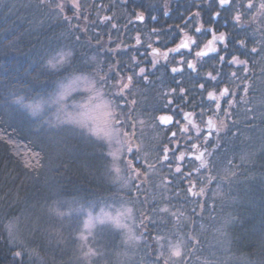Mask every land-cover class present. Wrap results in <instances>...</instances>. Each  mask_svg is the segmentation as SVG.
<instances>
[{
  "label": "trees",
  "instance_id": "16d2710c",
  "mask_svg": "<svg viewBox=\"0 0 264 264\" xmlns=\"http://www.w3.org/2000/svg\"><path fill=\"white\" fill-rule=\"evenodd\" d=\"M262 5L264 0H230L228 6L219 0H0V264H70L71 254L63 259L47 249L51 232L75 248L81 221L71 210L118 199H130L142 211L141 229L151 242V253L137 251L133 262L141 257L163 264L154 253L162 238L182 240L185 264H264ZM138 12L141 23L135 22ZM186 33L198 44L225 39L195 73L156 68L137 46L160 38L167 47ZM60 52L70 53L68 62L54 68L50 60ZM101 58L103 65H115L114 76L132 74L128 121L136 136L141 119L160 132L141 134L143 159L136 166L143 181H132L129 189L116 180L103 140L28 107L47 101L62 80L91 73ZM178 111L196 119L207 115L216 128L206 137L180 126L164 129L159 114ZM57 215L72 222L69 231ZM117 242L121 249L120 237ZM111 257L107 264L120 263Z\"/></svg>",
  "mask_w": 264,
  "mask_h": 264
},
{
  "label": "rangeland",
  "instance_id": "374dc122",
  "mask_svg": "<svg viewBox=\"0 0 264 264\" xmlns=\"http://www.w3.org/2000/svg\"><path fill=\"white\" fill-rule=\"evenodd\" d=\"M140 15L142 14L138 12L136 17ZM101 47V51H103V45ZM112 51L115 52V48H112ZM69 56L61 64H57L56 66L51 64L52 67L57 68L67 63ZM113 60H115L114 55ZM102 61L104 62V59L101 58L91 73H79L62 80L58 84L56 91L47 101L29 104L28 107L33 115H42V112L49 111L56 122L74 124L88 134L103 140L108 147L110 155L111 153H116L115 158L111 155L116 180L122 182V187L129 189L132 187V181L138 180L139 183L143 181L141 179L142 175L140 176V170L136 166V163L143 159L140 153L144 150L142 147L145 141H141V134L144 130L147 132L150 128L155 129L156 134L160 132L154 123L148 124L146 123L147 121L141 119L138 120L137 127L141 129L139 131L140 136H136L135 127L129 124L128 121L134 103L128 97V91L131 89V84L133 83L132 78L129 80L132 74L126 72L122 76L118 72L120 76H114L115 65H103ZM124 84H127L128 87L123 88ZM101 99L111 102L113 110L122 122V126L115 125V127L119 128L120 143H117L116 139L109 141L102 136H95L90 131L91 128L102 127L106 119L105 110L101 106ZM206 116L204 114L200 115L197 120L199 122H203L204 120L203 124L206 125ZM155 124L158 126L159 123ZM204 133V130L196 132L197 135L200 134L202 136ZM129 145L132 146V152L128 151ZM194 147L193 152L199 154L200 149L196 148L197 146ZM128 161L132 162L131 169L128 167ZM124 172H127V175H124ZM128 209H131L130 213ZM71 211L80 214L81 222L77 235V237L79 236V244L75 248H71L65 238L56 237L61 234L60 232L54 231L53 234L51 232L50 235L54 238L44 243H46V247L51 251L52 255L56 254L64 259L71 254L70 264L92 263L96 260H100L102 264H107V260L112 259L111 255L113 253L117 262L119 259V264H148V260H144L141 257L139 260L133 262L137 251H140L141 255H143L144 250L147 251V255H149V252L151 253V242L146 239L141 229L143 224L141 221L142 211H138L130 199H118L111 204H100L91 207L77 206L75 210L72 209ZM69 212L70 209L68 210ZM57 216H60V219L63 217L61 219L63 220L61 221L63 222V227L66 231H69L72 227V222L68 220L64 221V215ZM140 229L142 233H139ZM18 235L20 236L22 233H18ZM37 236L39 237L40 233ZM117 237H120L122 241L123 247L121 249L119 248V244H115ZM155 245L156 251L154 253L156 254L157 261L162 259L163 264H185L186 258L182 240H164L159 238V242L156 240ZM170 245H179L180 256L171 255ZM55 246L58 247L57 250ZM109 247L111 249L110 255H108L107 251ZM161 252L163 255H161ZM152 263L158 264L156 261Z\"/></svg>",
  "mask_w": 264,
  "mask_h": 264
},
{
  "label": "flooded vegetation",
  "instance_id": "af4514ba",
  "mask_svg": "<svg viewBox=\"0 0 264 264\" xmlns=\"http://www.w3.org/2000/svg\"><path fill=\"white\" fill-rule=\"evenodd\" d=\"M140 17L141 16L137 17L135 19V22H138V21L140 23L143 22L144 17H142V19ZM158 19H160V17H152V20H154V21H156ZM175 19H178V18L169 17V20H175ZM186 37H191V39L194 40L196 43L194 45H190V47L188 49L179 48V45L186 39ZM181 40H183V41H181ZM224 40H225L224 37L222 40L219 38L214 39L213 37H209L202 44H198L195 36L189 35L188 33H186L185 36L182 35L179 38L174 39V41L171 42L169 44V46H167V47L161 46L164 44L161 42L160 38H157V40L155 42L147 43L144 45L141 43V41H139V42H137V46L139 45V47H141L140 48V54L145 59L151 60V62L153 63V66H156V68H158V67L163 68L165 66L166 68L167 67L170 68L171 71H172V69L175 68L176 71L175 72L172 71V73H176L178 71H191V72L195 73L197 71L198 65L206 64L211 59V55L215 54L219 50L220 43L223 44ZM209 41H213L211 46L213 48H215L216 51L211 52L209 54H206L205 56H202V57H197L196 53L198 51H203V50L207 49L205 46L208 44ZM144 49H146L147 51H144ZM176 49H178V50H176ZM154 50H158L159 54H154ZM189 63H192L194 65V68H189L188 67ZM140 69H144V72L141 73V71L139 70V75L140 74L143 76L146 75V66L143 65ZM120 75H122V74H120ZM133 83H134V80H133ZM133 83L131 84L132 87H133ZM132 87H131V89H132ZM163 114L172 115L174 117V121H173L172 125L167 126V127L163 126V128L166 130L171 129L172 126L173 127L174 126H180V127L185 128V129H194V131H196V132L199 130L200 131L204 130V132H205L204 134L206 137V136H210L211 131L213 129H215L212 126H211L210 130L208 129L210 127L209 120H212L208 116L205 118V124L207 125L206 126L203 124L204 120H203V122H199L194 116H192L194 114L189 113V112L178 111L175 113H161L159 115L161 116ZM175 115H177L178 118H176ZM200 115H203V114L200 113ZM158 120H159V118H158ZM209 133H210V135H208ZM172 134H174V131H172ZM190 154H192V153H190ZM192 155H195V154H192ZM195 158H197V157H195Z\"/></svg>",
  "mask_w": 264,
  "mask_h": 264
},
{
  "label": "snow or ice",
  "instance_id": "6c2138e0",
  "mask_svg": "<svg viewBox=\"0 0 264 264\" xmlns=\"http://www.w3.org/2000/svg\"><path fill=\"white\" fill-rule=\"evenodd\" d=\"M73 2L75 3V0H73ZM227 0H220V3L221 4H224L226 3ZM57 7H59L61 9V11H63V6L62 4H58ZM76 7L77 9L79 8V5L76 4ZM261 7H264V5H262ZM142 19V17H140ZM67 19V18H66ZM238 19V17H237ZM197 32H200V29L197 28L196 29ZM216 39V38H214ZM219 39H223V36L219 37ZM139 42V41H138ZM196 42L194 40L191 39V37H186V39L179 45V48H184V49H188L190 47V45H194ZM213 41H209L208 44L205 46L208 51H216L215 48H213L211 45H212ZM243 43V42H241ZM178 50V49H176ZM253 51H255V49H253ZM154 54H159V51L158 50H154ZM207 53L205 51H198L196 53V56L197 57H202V56H205ZM70 55V53H63V52H60V53H57L53 58L52 60H50V63L53 65V66H56L57 64H61L65 61L66 57ZM166 55V54H165ZM223 59V58H221ZM234 62H239V63H242L240 61H236V58L234 57L233 58ZM188 67L189 68H194V65L192 63H189L188 64ZM141 73L144 72V69H141L140 70ZM173 72L176 71V69H172ZM129 80H131V77H129ZM128 85L127 84H124L123 85V88H127ZM201 87H203V85H201ZM227 90H225L226 92ZM225 93H221V95H224ZM209 97L211 99H216L212 93H209ZM101 106L103 107V109L105 110V121H104V124L102 127H96V128H91L90 131L92 132L93 135L95 136H102L103 138L105 139H108L109 141L113 140V139H116L117 143H120V140H119V128L115 127V125H121L122 126V122L121 120L118 118L117 114L115 113V111L113 110L112 106H111V102H107V101H103L101 99ZM118 106V105H117ZM160 120L162 123H168L171 121V117L170 116H162L160 117ZM128 151L129 152H132V146L129 145L128 147ZM111 155H113V157L115 158L116 157V153H111ZM165 159H167V157H165ZM26 166H30V165H26ZM202 167L203 166H206L205 163L202 162ZM128 167L129 169L132 168V162L131 161H128ZM117 171H119L117 169ZM177 171H179V169H177ZM128 212L130 213L131 212V209H128ZM120 215V214H118ZM87 227V225H86ZM158 242H159V238H158ZM161 247H163L161 245ZM170 251H171V255L173 256H180V248H179V245H176V246H171L170 245ZM21 255L20 252H17L16 253V256L19 257ZM161 255H163V253L161 252Z\"/></svg>",
  "mask_w": 264,
  "mask_h": 264
},
{
  "label": "water",
  "instance_id": "95a60500",
  "mask_svg": "<svg viewBox=\"0 0 264 264\" xmlns=\"http://www.w3.org/2000/svg\"><path fill=\"white\" fill-rule=\"evenodd\" d=\"M220 1V0H219ZM229 2H230V0H227V2L226 3H224V4H221L222 6H228L229 5ZM141 17H143L142 15H140ZM217 17V14L215 15V18ZM203 51H205L207 54H209V53H211V52H215V51H208V49H205V50H203ZM162 116H170L171 117V121L170 122H168V123H162L161 122V120H160V117H162ZM159 117V122H160V124L162 125V126H165V127H167V126H170V125H172V123H173V121H174V117L172 116V115H167V114H163V115H161ZM191 120V119H190ZM209 123H210V127L208 128L209 130H210V128H211V126L213 127V128H216V123L215 122H213L212 120H209ZM208 135H210V133L208 134ZM202 156H203V153L201 152L200 154H198L196 157H197V159H201L202 158Z\"/></svg>",
  "mask_w": 264,
  "mask_h": 264
}]
</instances>
